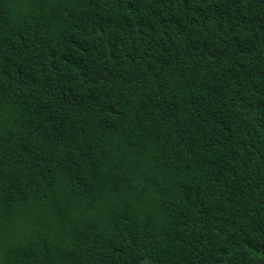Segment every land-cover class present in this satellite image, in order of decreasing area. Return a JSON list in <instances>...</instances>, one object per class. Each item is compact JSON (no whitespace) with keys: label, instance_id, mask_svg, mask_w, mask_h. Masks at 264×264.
<instances>
[{"label":"trees","instance_id":"16d2710c","mask_svg":"<svg viewBox=\"0 0 264 264\" xmlns=\"http://www.w3.org/2000/svg\"><path fill=\"white\" fill-rule=\"evenodd\" d=\"M0 264H264V0H0Z\"/></svg>","mask_w":264,"mask_h":264}]
</instances>
